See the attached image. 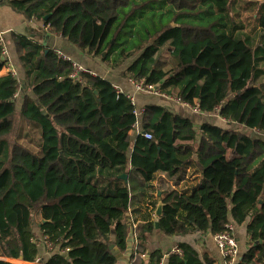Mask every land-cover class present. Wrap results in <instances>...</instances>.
Instances as JSON below:
<instances>
[{
	"label": "trees",
	"instance_id": "1",
	"mask_svg": "<svg viewBox=\"0 0 264 264\" xmlns=\"http://www.w3.org/2000/svg\"><path fill=\"white\" fill-rule=\"evenodd\" d=\"M1 4L110 69L134 58L123 77L226 123L197 130L168 106L138 111L100 76L73 80L70 62L23 35L14 43L33 96L18 111L21 80L1 74L7 60L0 34V246L7 258L35 262L47 240L53 250L45 264H119L117 252H127L133 232L130 264H147V257L149 264H216L186 243L177 247L181 254L149 248L161 198L163 235L215 237L232 222H248L249 246L238 264H264V1ZM18 112L37 127V153L8 141ZM162 173L174 190L155 184ZM189 175L196 176L191 185Z\"/></svg>",
	"mask_w": 264,
	"mask_h": 264
},
{
	"label": "crops",
	"instance_id": "2",
	"mask_svg": "<svg viewBox=\"0 0 264 264\" xmlns=\"http://www.w3.org/2000/svg\"><path fill=\"white\" fill-rule=\"evenodd\" d=\"M0 34L3 39L5 50L8 53L10 59V63L7 61L5 68L1 71V74H4L8 71H15L18 73V76H20L19 79L21 80L22 87L16 96L17 107H19V109L23 104L24 97L33 96V93L30 84L25 79L23 68L18 61L14 43V35H23L44 46L47 50L61 52L72 58L74 61L83 64L84 67L90 70L93 75L102 77L108 82H111L117 90H120L122 93L132 96L134 98V104L136 105L138 111L142 110L143 107L148 104L168 106L170 108H173V112L177 115L190 119L194 123L197 130L205 123H211L213 125H219L220 123L226 124L217 113L205 115L191 108H187L180 104L178 101L172 100L170 98L168 99L165 97H156L154 95L144 94L146 96H149L146 97L144 95H141L142 93L138 94L140 92H136L135 86L132 84V81L126 79L122 75H119V73H117V70L110 69L104 63L101 67L97 58L87 57L78 48L69 43L67 40L63 39L61 36L52 34L49 28L42 22L30 21L26 19L23 15L13 10L9 5L1 4V0ZM18 100H20V102H18ZM140 131L141 126L140 124H138L136 128L131 132L132 142L135 141ZM129 155H131V150ZM187 178L188 179L185 182L187 185L195 183L194 179L196 178V176L189 175ZM158 179L159 180L155 182L156 185L163 184V186L167 187L169 190L175 189L171 179L166 174H159ZM158 196H161V193H158ZM159 200H161V198H159ZM130 216L131 220L133 215L130 214ZM40 219L41 216L37 215L36 221L38 222ZM153 220H156L155 213L153 214ZM247 226L248 222L241 226H238L233 222L231 223V234L234 236L239 246L238 259L235 264H238L240 262L241 257H243V255L248 250L249 238L247 233ZM133 227L136 228V225H133ZM130 233L132 234V237L129 238L127 252L123 254L117 252L119 264H130L129 258L134 249V242H136L133 232ZM148 241V246L151 250H161L164 255H168L167 253L169 251H174L175 249H177L180 243H186L191 245L199 253L202 259H204V257H208L212 259L216 264H224V259L217 247L216 240L214 236L210 237V234L202 235L199 232H195L188 235L165 236L156 228L154 232L150 233ZM43 246H41L40 258L32 263H27L24 260H21V258H7L0 246V261H6L12 264H45L43 263V259L44 257H48L49 255L46 253V247ZM148 260L149 257L146 258L147 264H149ZM162 264H167V262L163 260Z\"/></svg>",
	"mask_w": 264,
	"mask_h": 264
},
{
	"label": "built area",
	"instance_id": "3",
	"mask_svg": "<svg viewBox=\"0 0 264 264\" xmlns=\"http://www.w3.org/2000/svg\"><path fill=\"white\" fill-rule=\"evenodd\" d=\"M56 54L59 58L63 59L64 61L71 63L72 70H73L71 73V78L73 80L79 81L80 75L82 73L92 74V72L90 70H88L87 68L82 66L80 63L74 61L69 56H67L61 52H56ZM4 55H5V59L10 63V59H9V56H8V53L6 52V50L4 51ZM12 73L14 75H16L15 71H12ZM132 84L135 86V89L137 92L145 93L146 95H155V96L168 98V97L164 96L158 90V88L155 86L146 85L144 82L139 83V82L133 81V80H132ZM118 91L120 93H122L120 90H118ZM128 97L134 103V98L130 95H128ZM179 103L185 107L190 108V106L186 103H181V102H179ZM258 134L264 137L263 134H261L259 132H258ZM146 137L151 138L150 135H146ZM229 229H230V231H225V232L215 236L214 238L216 240L217 247H218V249H219V251H220V253L224 259V264H235L237 259H238L239 246H238L236 239L231 234V226H229ZM43 244L47 249L46 253L51 252L53 250L51 244L47 240H44ZM171 253L181 254V251L179 249H175L174 251L172 250Z\"/></svg>",
	"mask_w": 264,
	"mask_h": 264
},
{
	"label": "rangeland",
	"instance_id": "4",
	"mask_svg": "<svg viewBox=\"0 0 264 264\" xmlns=\"http://www.w3.org/2000/svg\"><path fill=\"white\" fill-rule=\"evenodd\" d=\"M256 1H264V0H256ZM245 24L246 27H249L250 26V22H243ZM101 67H102V60L101 58H97ZM134 59V58H133ZM129 60L125 65H123V67L119 68V69H115L117 70V73H119V75H121L122 71L126 69V67L132 62V60ZM82 66H84L83 64H81ZM103 69V68H101ZM17 78L19 79L20 76H18V73L16 72V75ZM20 80V79H19ZM139 83H142V82H139ZM22 87V85H21ZM21 87H20V90H21ZM137 92V91H136ZM138 94H141L138 93ZM145 93H142L141 95H144ZM146 96V95H144ZM155 96V95H154ZM146 97H149V96H146ZM157 97V96H156ZM18 102H20V100H18ZM24 103V101H23ZM38 105H39V101H37ZM23 106V104H22ZM21 106V108H22ZM16 107H17V102H16ZM21 108L19 109V107H17V110L20 111ZM19 112H18V116H16L14 118V131L13 133L8 137V141L11 143V145L15 144L16 142L18 144H21L25 147L28 148V150L34 152V153H37V138L39 136V134L37 133V127H35V129L31 130L30 127L28 126L29 123L22 120L19 116ZM211 124V123H210ZM37 224V221L35 223V225ZM35 230H36V234H37V227L35 226Z\"/></svg>",
	"mask_w": 264,
	"mask_h": 264
},
{
	"label": "water",
	"instance_id": "5",
	"mask_svg": "<svg viewBox=\"0 0 264 264\" xmlns=\"http://www.w3.org/2000/svg\"><path fill=\"white\" fill-rule=\"evenodd\" d=\"M175 26V25H174ZM106 55V52L104 53V56ZM40 105V104H39ZM119 179L120 180H123V181H125V182H128V176L127 175H122V176H120L119 177ZM163 209H164V204H163V202L161 201V200H159V202H158V205H157V207H156V210H155V217L157 218V220H156V228L157 229H159L160 228V225H159V221H158V219L159 218H161L162 217V215H163ZM128 216L130 215V214H127ZM43 222H45V221H43ZM129 227H131V224L129 223V225H128ZM131 237H132V234H131ZM210 237H212V235L210 234ZM114 247H112V249H113ZM172 252V250L171 251H169L167 254H169V253H171ZM131 256V255H130ZM241 259H242V257H241ZM21 260H23V257L21 256ZM121 264H125V263H121Z\"/></svg>",
	"mask_w": 264,
	"mask_h": 264
}]
</instances>
